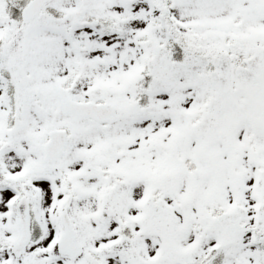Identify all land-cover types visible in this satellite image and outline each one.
Instances as JSON below:
<instances>
[{
	"label": "snow or ice",
	"instance_id": "6c2138e0",
	"mask_svg": "<svg viewBox=\"0 0 264 264\" xmlns=\"http://www.w3.org/2000/svg\"><path fill=\"white\" fill-rule=\"evenodd\" d=\"M0 264H264V0H0Z\"/></svg>",
	"mask_w": 264,
	"mask_h": 264
}]
</instances>
